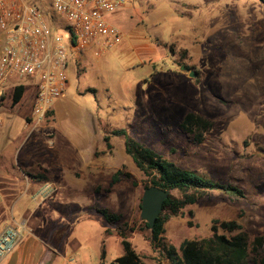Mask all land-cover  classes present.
Returning a JSON list of instances; mask_svg holds the SVG:
<instances>
[{"label":"rangeland","instance_id":"rangeland-1","mask_svg":"<svg viewBox=\"0 0 264 264\" xmlns=\"http://www.w3.org/2000/svg\"><path fill=\"white\" fill-rule=\"evenodd\" d=\"M106 21L119 34L114 46L69 55L66 89L42 123L25 127L31 82H9L7 91L17 85L26 91L15 105L11 91L0 99V165L9 176L0 179V204L3 191L12 193L0 207L17 216L30 200L17 175L45 173L41 166L46 164L63 173L65 183L52 184L49 196L57 198L58 208H46L44 220L79 244L57 264H111L122 256L117 226H109L91 207L123 216L127 227L121 228L144 264H170L149 244L148 232L138 230L146 178L124 153L122 138L111 136V150L104 146V133L124 129L180 167L243 192L232 198L211 191L181 209L164 225L166 246L178 251L185 240L210 237L214 220L237 221L249 242L264 237V5L257 0H124ZM188 111L210 122L200 144L178 128ZM118 170L128 177L106 193Z\"/></svg>","mask_w":264,"mask_h":264},{"label":"built area","instance_id":"built-area-1","mask_svg":"<svg viewBox=\"0 0 264 264\" xmlns=\"http://www.w3.org/2000/svg\"><path fill=\"white\" fill-rule=\"evenodd\" d=\"M124 0H0V99L12 80L31 83L30 118L26 127L42 123L66 89L69 55L111 49L119 34L106 21ZM62 32H66L64 39ZM51 145L52 142L50 141ZM46 184L34 196H48ZM26 220L0 231V262L20 244Z\"/></svg>","mask_w":264,"mask_h":264},{"label":"trees","instance_id":"trees-1","mask_svg":"<svg viewBox=\"0 0 264 264\" xmlns=\"http://www.w3.org/2000/svg\"><path fill=\"white\" fill-rule=\"evenodd\" d=\"M257 1L264 5V0ZM25 91L26 87L22 85L15 87L11 92L12 104L19 103ZM209 127L210 122L189 111L183 115L178 125L179 130L188 141L194 144H200L203 141L204 133ZM111 136L122 138L124 153L134 167L146 178L145 187L155 186L170 191L168 199L164 202L163 211L157 217L153 228L149 229L147 223L143 221L138 228L139 231L148 232L149 244L155 250H162L170 264H264V237L257 236L249 242L248 235L242 231L241 226L235 220H214L210 237L200 241L185 240L180 244L178 251L171 245L166 246L163 239L164 225L181 209L195 204L211 191L222 192L232 198L242 197L243 192L229 183L213 182L194 171L180 167L144 143L132 138L124 129L104 133L102 140L107 150L112 148ZM31 177L45 180L42 175ZM123 177H128V175L123 174L121 170L113 173L105 192H111V188ZM97 190L99 189L97 188L95 191ZM174 192L177 196L172 194ZM88 209L100 215L109 226H117L115 234L120 238L123 254L111 264H144L127 240L125 230L121 228L127 227L121 214L107 208L91 207ZM187 215L191 218L193 212L188 211ZM188 225L190 226L191 223L188 222ZM219 230L232 235L218 234ZM110 232L108 228L105 230L106 234ZM103 253L102 249L101 258H103Z\"/></svg>","mask_w":264,"mask_h":264},{"label":"crops","instance_id":"crops-1","mask_svg":"<svg viewBox=\"0 0 264 264\" xmlns=\"http://www.w3.org/2000/svg\"><path fill=\"white\" fill-rule=\"evenodd\" d=\"M54 108L56 109L57 105H54ZM1 124L2 122L0 121V127L2 126ZM1 133L2 131L0 130V139L2 138ZM50 156L52 157V155ZM43 166L41 168L46 169L45 173H42L38 169V172H35L33 175H42L45 180L32 178L23 172L17 175L16 180H19L20 188H22L23 193L29 194L30 197V200L26 202L17 216H14L13 212L7 213L5 208L0 207V231L6 226L17 225L23 220H26L27 227L20 244L0 264H57L58 258L64 256L67 250H76L79 246L78 242L66 236L62 229L57 228L53 223L47 225L44 220V214L47 213L46 208H58L57 198H50L48 195L46 197L42 196L39 198V201H33V196L46 184H54L56 188L58 183H65L63 173H54L49 170L46 164ZM5 170L6 168L0 165V179H9ZM14 182L16 183V181H12L11 183L13 187L17 185ZM3 192L5 195L2 198V204H0L2 206L5 203L4 199H9L12 196V193L10 194L8 191ZM19 201L17 200L15 203L17 204ZM31 203H33V206H30ZM62 259L64 262V258Z\"/></svg>","mask_w":264,"mask_h":264},{"label":"water","instance_id":"water-1","mask_svg":"<svg viewBox=\"0 0 264 264\" xmlns=\"http://www.w3.org/2000/svg\"><path fill=\"white\" fill-rule=\"evenodd\" d=\"M185 67H182L184 70ZM189 77H195V72H189ZM170 191L159 189L155 186H149L143 189L140 202V214L141 221L146 222L149 229H152L155 225L157 217L162 213L164 208V202L168 199Z\"/></svg>","mask_w":264,"mask_h":264}]
</instances>
